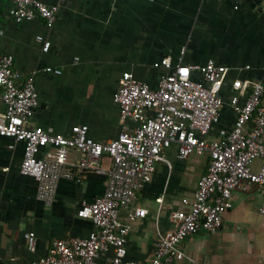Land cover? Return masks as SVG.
Here are the masks:
<instances>
[{
  "label": "crops",
  "instance_id": "obj_1",
  "mask_svg": "<svg viewBox=\"0 0 264 264\" xmlns=\"http://www.w3.org/2000/svg\"><path fill=\"white\" fill-rule=\"evenodd\" d=\"M38 1L57 8L50 28L40 18L16 24L11 1L0 0V58L12 56L14 70L22 78H34L39 104L30 126L50 134L67 136L71 127L85 125L91 139L106 142L132 129L135 124L121 121L113 102L125 72L156 89L176 66L213 61L223 74L216 85H205L217 92L222 107L207 141L222 140L232 130L237 117L233 97L241 106L251 83L264 86V15L255 0ZM37 36L50 42L47 52ZM46 68L61 74L47 73ZM192 78L202 81L196 72ZM162 156L151 181L129 207L119 210V222L130 226L125 259L137 264H148L159 234L174 229L171 215L189 210L182 200L192 201L209 160L207 154L180 159L175 144ZM80 157L72 151L67 160L77 163ZM22 158V143L0 137V264H31L46 255L54 239L85 238L96 231L77 211L107 188V174L76 172L58 179L55 198L47 205L37 198L36 182L20 173ZM110 165L104 156L100 167L107 171ZM259 167V160L252 163L254 171ZM230 201L219 232L199 231L180 244L185 258L179 264H264V216L258 211L264 190H235ZM137 208L145 215L129 219ZM29 233L35 236L34 252L27 248Z\"/></svg>",
  "mask_w": 264,
  "mask_h": 264
},
{
  "label": "built area",
  "instance_id": "obj_2",
  "mask_svg": "<svg viewBox=\"0 0 264 264\" xmlns=\"http://www.w3.org/2000/svg\"><path fill=\"white\" fill-rule=\"evenodd\" d=\"M11 17L16 24L40 18L46 27H52L57 8L38 0H10ZM264 15V0H255ZM42 52L50 42L37 36ZM162 64L169 67V62ZM44 71L60 75V70ZM201 75L202 81L192 78ZM223 70L213 61L202 66H176L159 80L156 89L136 80L129 72L118 80L113 102L118 106L121 121H131L132 129L122 130L116 138L97 142L88 136V127L77 125L69 135L50 134L40 127L30 126L38 96L32 76L22 78L13 68L10 55L0 58V137L23 144L20 173L37 184V198L49 205L61 177H72L84 170L107 174L104 194L93 202L81 203L77 216L89 219L96 231L85 238L54 239L46 255L31 264H137L126 257L125 237L129 224L119 222V210L129 207L138 190L149 183L155 166L163 160L162 153L176 145L177 157L208 155L206 172L200 177L192 201L182 200L189 210L171 215L172 231L159 234L153 256L148 264H179L185 258L180 244L199 231L214 234L222 227L223 213L231 207L233 191L248 193L264 190V86L250 84L245 102L231 104L237 113L229 134L219 141H207L211 126L218 122L222 100L207 85H216ZM234 87L239 88L240 82ZM246 87V84H245ZM79 152L77 163H69L68 154ZM110 160V168L100 167L101 159ZM260 161L257 171L252 163ZM264 216V201L258 209ZM145 210L135 209L129 219L143 217ZM29 252L35 251V236L25 235Z\"/></svg>",
  "mask_w": 264,
  "mask_h": 264
}]
</instances>
